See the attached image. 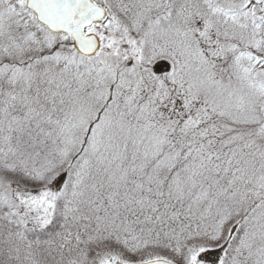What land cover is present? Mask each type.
<instances>
[{
  "label": "snow or ice",
  "instance_id": "obj_1",
  "mask_svg": "<svg viewBox=\"0 0 264 264\" xmlns=\"http://www.w3.org/2000/svg\"><path fill=\"white\" fill-rule=\"evenodd\" d=\"M0 264H264V0H0Z\"/></svg>",
  "mask_w": 264,
  "mask_h": 264
}]
</instances>
